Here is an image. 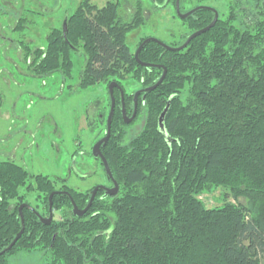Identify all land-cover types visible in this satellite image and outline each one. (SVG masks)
<instances>
[{
    "label": "trees",
    "instance_id": "trees-1",
    "mask_svg": "<svg viewBox=\"0 0 264 264\" xmlns=\"http://www.w3.org/2000/svg\"><path fill=\"white\" fill-rule=\"evenodd\" d=\"M192 1L195 9L183 19L189 33L174 46L214 18L213 10L201 7L204 0H179V7ZM226 4L215 24L180 50L145 43L138 59L151 67L139 65L127 44V34L145 23L144 6L133 4L124 14L111 1L91 20L80 13L71 17L64 34L83 52L80 87L127 77L150 86L163 68L166 74L143 91L128 124L114 91L111 133L101 152L118 192H98L82 216L72 214L70 198L84 208L89 192L57 187L47 175L0 160V251L19 232L18 207L28 195L40 209L22 207L23 233L0 254V264L38 251L50 264H264V0ZM47 40L46 56L38 54L33 73L58 71L70 78L73 52L61 32H48ZM132 97L124 93L128 114ZM167 104L169 139L158 124ZM139 118L140 128L132 130ZM217 186L229 190L233 202L207 208L197 196ZM56 189L62 191L51 206L58 218L44 224L38 215L48 216Z\"/></svg>",
    "mask_w": 264,
    "mask_h": 264
},
{
    "label": "rangeland",
    "instance_id": "rangeland-1",
    "mask_svg": "<svg viewBox=\"0 0 264 264\" xmlns=\"http://www.w3.org/2000/svg\"><path fill=\"white\" fill-rule=\"evenodd\" d=\"M90 1L97 7L105 2ZM122 1L128 5L135 0ZM141 1L149 9H144L145 23L127 34V44L132 51L145 36H155L165 44L183 40V36L189 33L183 23L186 17L181 18L176 12V1L162 9L152 8L151 0ZM44 2L47 8L52 6L50 1ZM195 4L197 2L192 1L186 3L182 10L179 7L180 13L195 9L192 8ZM202 5L216 9L219 14L227 10L226 0H204ZM123 10L129 14L132 7ZM168 46L178 48L181 45ZM7 58L0 61V64H5L0 69V151H13L15 162L30 172L47 175L76 191L85 192L97 183H104L105 177L91 150L105 133L104 124L96 119L102 114L106 119L115 89L111 96L109 85L104 83L80 87L78 76L83 62L81 56H73L74 66L70 78H64L59 72L35 76L15 56L11 58L17 67H7L6 64H13ZM119 84H123V90L131 94L152 86L135 92L138 86L130 77ZM197 197L207 208L226 201L233 202L229 190L222 186L201 192ZM28 201L35 202L33 194L28 195ZM241 201L245 202L243 198ZM53 218L57 219L58 213L54 212ZM9 264H50V257L43 251L32 252L10 258Z\"/></svg>",
    "mask_w": 264,
    "mask_h": 264
},
{
    "label": "flooded vegetation",
    "instance_id": "flooded-vegetation-1",
    "mask_svg": "<svg viewBox=\"0 0 264 264\" xmlns=\"http://www.w3.org/2000/svg\"><path fill=\"white\" fill-rule=\"evenodd\" d=\"M47 1H50L51 5H52L50 8H47V5H45L44 0H0V61L2 62V60L5 57L6 58L8 57L7 59H9V63L13 62V64H6L7 67H10V66L17 67V65H14L13 58H11V56H15L18 61H21L23 63L24 68L28 69L32 73V75H35V76L48 75V74H41V75L40 74L39 75L34 74L33 72H34L36 66L33 64V62L36 61L38 54H41V52H43V54H41L42 58H44L46 56V45H47V41H48L47 40L48 32H50L52 30H59L61 32L62 38L66 41L67 45L69 46V48L73 52L72 57H71L72 60H73V56L76 58H78L80 56L83 57V62H81V67H82V65L84 63L83 52H81V51L78 52L77 50H75L74 47L67 41L66 36L64 34V32L66 30L68 31L67 25H68V23H70V19L72 16H74V15L77 16V14L80 13L83 16L87 17V19L91 20V19H93V16L95 15L96 10H100V9L104 8L111 1L112 2H119L122 10L125 8L127 9V7L129 9V6L132 7L133 4H137V3L144 6L145 11H147L149 9V7L144 5V3L141 0H135L134 2H132L131 4H128V5L124 4V1H122V0H105L104 4L100 7H97L90 0H67V2H65V0H47ZM168 3L169 2L164 1L162 4H159L156 0H151L152 8H155V9H162V8L166 7L168 5ZM159 7H161V8H159ZM192 8H194V7H192ZM192 8H190V9H192ZM125 11L123 10L124 14L127 12V11L126 12ZM48 16L50 17L49 20L47 19ZM48 25H49V29H47ZM64 27H65V31H64ZM150 38H155V39L159 40L155 36H145V37L141 38V40L139 41V43L135 47V50L132 51L130 49L133 56H134L135 51L137 50L138 46L142 43V41L144 39H149V41H153ZM149 41H147V42H149ZM165 44L171 46V45H173V41L165 43ZM178 45L180 46V44H178ZM178 45H176V46H178ZM25 58H26V60H25ZM4 65L5 64H0V69H3ZM139 65H141V64H139ZM73 66H74V61H73ZM41 68H43V67H41ZM56 72H58V71H56ZM110 81H108L107 83L106 82H98V83H104L106 85H110L112 83ZM114 83H116L117 85L114 86L113 89L118 90L119 95H120V102H121L120 107H121L122 121L124 122L123 115H122V109H123L124 113L127 115V117H130L134 114L132 120L130 121V122H132L135 119V116L137 113V99L143 98V96H144V92L140 91V90L144 89L146 86H143L142 81H139V82L136 81V84L138 87L135 90V92L138 90L140 92L137 94L136 102H133L132 112L130 114H128L127 111L125 110V105H124V93H127V92L123 90V87H122L123 84L121 86L118 81H116ZM108 88H109V86H108ZM132 95H133V97H132V99H133L134 95H135L134 92L132 93ZM110 106H111V100H110ZM114 110H115V98H114ZM109 112H110V108H109ZM109 112L107 114V117L109 115ZM113 113H114V111H113ZM107 117L105 119L104 115L102 114L98 118V120L99 121L101 120L100 122L104 124V130H105V133L103 134V136L100 139H102L106 135V132H107ZM111 121H112V117H111ZM125 124H128V123H125ZM141 124H142V119L139 118L133 124L132 130H136V128L140 127ZM110 133H111V122H110L109 137H110ZM109 137H108V139H109ZM108 139H107V141H108ZM98 141H96V142H98ZM107 141L105 143L102 142L99 145L100 152H101V147H103L107 143ZM92 149H93V147H92ZM91 153H92V150H91ZM12 154H13V151L1 150L0 151V157L2 159H0V160H13V161H15V157H12ZM101 154H102V152H101ZM92 156L95 159V161L99 164V166L101 167L102 173L104 175L103 177H105V179L103 181L104 183H97L94 186H92L90 189L87 190V192L90 193L89 200L91 198L92 191L95 188H97V189H96V192L94 194L93 199L95 198L96 194L100 191L102 192L101 196H103V197L106 196L104 188H111L113 186V180H112L113 178L111 175V171H110V175H107L101 159L99 157H95L93 154H92ZM102 156H103V154H102ZM104 159H105V157H104ZM109 170H110V168H109ZM54 180H55V182H57L56 179H54ZM56 184L58 185L57 187H59V185L63 184V183L57 182ZM59 191H62V190L56 189V192H59ZM34 200H35V196H34ZM22 204H23V206H26L29 209H31V211H33V212H36L37 210L40 211V209L37 208L36 200L34 203H30L28 201V198H27V202H22ZM80 209H82V208H80ZM54 212H56V211L52 210V219H53V213ZM48 216H49V209H48ZM43 217L47 218V217H45V215H43Z\"/></svg>",
    "mask_w": 264,
    "mask_h": 264
},
{
    "label": "water",
    "instance_id": "water-1",
    "mask_svg": "<svg viewBox=\"0 0 264 264\" xmlns=\"http://www.w3.org/2000/svg\"><path fill=\"white\" fill-rule=\"evenodd\" d=\"M201 7H202V8H205V9H211V10H213V12H214V18H213V20H212L207 26H205V27H203V28H201V29H199V30H197V31H195V32H193V33H191V34L189 35V37L186 39V41H185L180 47H178V48H171V47H169L168 45L162 43L161 41H159V40H157V39H155V38H150V39H152L153 41L157 42L158 44H160L161 46H163L165 49L170 50V51H177V50H180V49L184 48V47L189 43V41L192 40L194 37L200 35L201 33L206 32L207 30H209V29L215 24V22H216V20H217V18H218V12H217L216 9H214V8H212V7H209V6H201ZM175 8H176V12H177V14H178L181 18H185V17L189 16V15L193 12V10H194V9H193V10H191V11H188V12H186V13H182V14H181L180 11H179V0H176ZM64 31H65V27H64ZM147 41H149V39H145V40H144V41L138 46L137 50L135 51L134 57H135L136 61H137L139 64H141L142 66H145V67H151V66H153V64H151V63H145V62H142V61H140V60L138 59V54H139V52H140V49L143 47V45H144ZM165 74H166V69L163 68L162 75L160 76V78L158 79V81H157L154 85H152V86L146 88L144 91H145V92H148V91H150V90H153V89H154L159 83H161V81H162V80L164 79V77H165ZM116 85H117V84L114 83V82H112V83L109 85V93L111 94V96H112V92H113V87L116 86ZM137 94H138V93H136V94L134 95V99H135V100H136V96H137ZM135 102H136V101H135ZM167 109H168V104L166 105V107L164 108V110L162 111V113L160 114L159 119H158V124H159V130L162 132V134L164 135V137H166L167 139H169V137L167 136L166 129H165V127H164V123H163V122H164V116H165V113H166ZM113 111H114V100L111 99L110 112H109V115H108V117H107V132H106V135H105L102 139H100L98 142H96V143L94 144V146H93V149H92V154H93L95 157H99V158L101 159V161H102V163H103V166H104V168H105V171H106L107 175H110V170H109V167H108V164H107L106 160L104 159V157L102 156V154H101V152H100V150H99V145H100L102 142L105 143V142L107 141L108 137H109L110 122H111V117H112V115H113ZM134 111H135V110H134ZM122 115H123V120H124V122H125V123H129V122L132 120L134 114H133L132 116H130V117H127V115L124 113V110L122 109ZM112 180H113V186H112L111 188H104L106 196H113V195H116L117 192H118V184H117V182H116L114 179H112ZM96 189H97V188H95V189L92 191V194H91V198H90V200L88 201V203L86 204V206H85L84 208H82V209L78 208V207L76 206V204L73 202V200L70 198L71 203H72V213H73L75 216H79V217H80V216H82V215L86 212V210H87V209L89 208V206L91 205V202H92V199H93L94 194H95V192H96ZM56 193H58V192L54 191V192H52V193L49 195V216H48L47 218H44V217L38 215L39 218H40V221H41L42 223H44V224H49V223L51 222V220H52V206H51V199H52V196H53L54 194H56ZM22 207H23V204L20 205V206L18 207V212H19V215H20V221H21V223H22V226H21L19 232H18V233L15 235V237L12 239V241L10 242V244H9L7 247H5L3 250L0 251V254H2V253H4V252H6L7 250H9V249L14 245V243L17 241V239L21 236V234L23 233L24 226H23Z\"/></svg>",
    "mask_w": 264,
    "mask_h": 264
},
{
    "label": "bare ground",
    "instance_id": "bare-ground-1",
    "mask_svg": "<svg viewBox=\"0 0 264 264\" xmlns=\"http://www.w3.org/2000/svg\"><path fill=\"white\" fill-rule=\"evenodd\" d=\"M18 240V239H17Z\"/></svg>",
    "mask_w": 264,
    "mask_h": 264
}]
</instances>
